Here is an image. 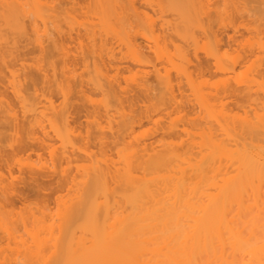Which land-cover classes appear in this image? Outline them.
<instances>
[{"label": "bare ground", "instance_id": "bare-ground-1", "mask_svg": "<svg viewBox=\"0 0 264 264\" xmlns=\"http://www.w3.org/2000/svg\"><path fill=\"white\" fill-rule=\"evenodd\" d=\"M9 1H0V44H8L14 35L20 37L19 41L15 38L19 44L23 37L28 40H23L25 44L41 50L38 52L43 58L36 61L48 62L33 63L46 90L40 82L35 83L36 91L40 86L43 94L40 89L28 98L21 93L18 72H13L17 65L11 64L14 70L8 65L14 57L4 51L9 55L6 64L12 71L6 68L12 79L9 81V75L5 78L6 72L2 74L1 69L0 76L7 79V89L14 90L20 106L0 101V126L7 129L2 127L3 134L0 129V141L9 137L10 143L4 139L9 148L19 147L24 153L37 148L46 157L37 155L38 161L31 159V163L13 161L28 171L36 184L34 195L42 200L34 205L24 200L20 211L11 200L18 184L14 171L9 170L11 178L0 174V237L15 245L0 247V264H129L133 259L139 264H264V148L259 142L263 141L260 136L264 137V110L231 116L214 102L226 94L225 98L235 97L241 108L256 103L253 80L239 79L237 74L236 82L233 74L235 83L225 85L222 81L221 88L217 83L229 81L231 78L224 77L240 66L236 57L235 61L227 60L232 56L224 42L234 39L228 29H238L237 19L246 15L264 23V0H143L160 15L159 21V15L148 13L153 9L142 10L135 0H84L85 4L81 0ZM66 36H72L73 43L84 36L89 42L85 40L84 46L83 39L79 47L75 45L79 49L72 47L71 51L64 45ZM192 55L200 57L198 75L207 78L208 74L213 79H207L208 83L214 81L213 77L224 79L212 82L215 86L211 91L215 93L190 85L189 89H197L191 88L190 104L185 101L188 96L182 102L177 94L178 86L183 87L181 90L188 88L182 84L184 80L193 82L190 74L195 67L188 68L195 62ZM124 59L139 70L122 78L119 75L126 72L120 71V65L127 62ZM77 71L82 74L77 76ZM262 73L264 77V70ZM5 80L1 82L7 83ZM174 82L178 83L176 94ZM200 82L203 85L205 80ZM136 91L146 101L143 97L136 99ZM73 94H78L82 105L85 103L82 108H87L86 132L71 124ZM182 107L191 109H186L191 116L197 110L202 112V117L196 115L198 119L183 117L193 122L192 128L193 124L195 128L201 126L196 128L201 140L195 144L186 142L198 137L188 131L191 123L183 124L189 121L181 119V114L174 121L175 110ZM177 120H183L184 128L181 124L178 127L181 121L177 125ZM5 131L11 134L5 135ZM182 134L191 137H180L185 142L176 144L174 138ZM190 143L199 151L190 148ZM189 148L196 149L194 159L187 156L192 154ZM2 150L1 154L6 149ZM14 152L3 153L1 163H7L3 159L9 155L16 158ZM52 177L58 186L55 191L53 184L45 182ZM200 187L208 193L199 191ZM211 189L215 191L210 194ZM50 190L52 195L47 192ZM202 193L210 194L205 197L207 202L201 199ZM196 197L203 203L198 204ZM87 243L91 245L87 247ZM75 245L80 249L75 250Z\"/></svg>", "mask_w": 264, "mask_h": 264}, {"label": "rangeland", "instance_id": "rangeland-1", "mask_svg": "<svg viewBox=\"0 0 264 264\" xmlns=\"http://www.w3.org/2000/svg\"><path fill=\"white\" fill-rule=\"evenodd\" d=\"M0 1H2V0H0ZM8 1H9V0H8ZM46 1H47V0H46ZM46 1H45V2H46ZM81 1L84 3V0H81ZM140 1H142V2H140ZM140 1L137 2V1L135 0L136 4H137V3H141V6H140V4H138V5H136V6H138V7L140 6V7H141L140 9H142V10H143V8L146 9V12H147V9H149L150 6L147 5L145 2H143V0H140ZM9 2H10V1H9ZM56 3H57V0H56ZM77 3H79V1H78ZM80 3H81V2H80ZM84 4H85V3H84ZM84 4H80L79 6H82V5H84ZM142 4H144V5L146 4L145 7H148V6H149V7H148V8H145V7L142 6ZM252 5H253L254 8L256 7L255 4H252ZM250 7H251V9H252V6H250ZM152 9H153V8H150L148 11H150V10H152ZM144 11H145V10H144ZM152 11H153V12L150 11L151 13L148 12L149 14H151V16H152V13H154V14H156V15H159L158 13H155V12H154V11H155L154 9H153ZM252 11H253V10H252ZM79 12H81V11H79ZM76 13H77L78 16H79L80 13H78V12L75 11V15H76ZM154 14H153V15H154ZM249 14H253V12H251V13H249ZM156 15L154 16V18L156 17ZM246 16H247V15H246ZM246 16L243 17V19H241V18L237 19V20H239V21L236 20V21L238 22V23L236 22V27H237L238 29H235V30H230V29H228V33H231L230 35H233V36H234V39H232L233 41H232V40L225 39V42H224V43H225L226 45L223 43L224 46H225V49H226V48H227V49L229 48L228 51H230V54H231V56H232V58H231V57L229 58V57L226 56V57H227V60H230V59H231L230 61H232V60L235 61V60H234V59H235L234 57H236V59H237L236 61L240 62V66H238L239 69L237 68V69H236L237 71H235V72L229 74V76L227 75V76L224 77V78L227 77V78H226L227 80H228L229 78H231V79H229V81H226V80H225V81H224V80H220V78H222V79H224V78H223V77H220V78L218 77V80H220L221 83L218 82L217 84L220 85V86H219L220 88H221V86H222V85H221V84H222V81H223V84L226 82L225 85H226V84H229L230 81H231V82L233 81V82L231 83V84H233V83H235L234 78L236 79V82L238 81V80H237V79H238V75H239V79H240V78H241V79H242V78H245V79L247 78V79H246L247 82H248V79H249V80L251 79V80H250V81H251L250 83H252V80H253V82H254V83H252V86H253V84H254V87H253L252 90H253V92H255V93H254V95H255V96H254V100H253V99H252V100L255 101L256 103L252 101V103H255L254 105L249 106V104H248V105L246 104V105H245V108H244V107L241 108L240 106L237 105V102H238V101H237V99H236L235 97H233V96L229 97V95H227V96H228V97H227L228 99H227V98H225V97H226V96H225L226 94H223V98H225L224 100H223V98L221 97L222 95L220 96V98H222V99H218L219 96L216 97L217 99H215L214 102H215V104L217 105V108H218L219 106H221L222 109L225 108L224 110H225L226 112H227V111L230 112L231 116H232V115H235V116H244L246 112H249L250 115H253V114H256V113H257V114H260V113H262V111L264 110V77H261V76H263L262 71L264 70V23H263L262 21H260L259 19H257L256 16H255V17H251V18H249V16H247V17L249 18V20H247L248 18H246ZM80 17H81V14H80ZM82 17H83V16H82ZM169 17H170V16H169ZM83 18H84V17H83ZM83 18H81V19L83 20ZM156 18H157V17H156ZM167 18H168V16H167ZM85 19H86V18H85ZM165 19H166V18H165ZM170 19H171V17H170L169 19H167V20H170ZM240 19H241V20H240ZM159 20H161V19H160V15L158 16L157 21H159ZM235 31H236L237 33H236ZM232 33H233V34H232ZM5 34H6V33H4V35H5ZM7 35H9V36H7ZM73 35H74V37H75V35H76V37H78V36H77L78 34H76L75 32L73 33ZM81 35H82V34H81ZM81 35H80V36H81ZM6 36H7L8 38H10L12 35L9 34V33H7ZM80 36H79V38H80ZM82 36H83V35H82ZM4 37H5V36H4ZM12 37H13V36H12ZM16 37H18L17 39H18V41H19V38H20V37H19V36H16ZM16 37H15V35H14V37H13L14 39H12V38L9 39V40H10V44H9V40L7 41L8 44L1 43V44H0V49H1L0 51H1V54L3 53L2 55L5 54L4 51H6V53H7V51H8V54H9L10 56L12 55V56L14 57V58L10 57V59L8 60V61L10 62V64H8V65H10V67H11L12 69H13L14 65H17V66H15V68H14V69L17 70V71H15V70L13 69V70H14L13 72L16 73V74H17V72H18L19 75L21 74L20 76L17 74V77H19V79L21 80L20 83H22V84L19 83V84H20V90H21V93H22V94L25 93L24 95H25V96H28V98H29V95L31 96V95H33L34 93L37 94V92H39V90L41 89V87H42V89L44 88V85L41 84V83H42V82H41L42 79H41V77L39 76L40 72L38 73V70H36V68H37V67H36V66H37L36 63H38V61H40V59H42L43 57L41 58V57H40V56H42V55H40L41 52H40V53L38 52V50H40V49L35 50L36 48H35L34 46H32V45H29V44H28L29 42H28L27 44H25V42L28 41V40L26 41L25 38H24V39H25V42L23 41V40H24L23 37L21 38V40L24 42V44H22L23 42H22L21 40H20L21 43L18 42L19 44H17V41H16L17 39H15ZM70 37H72V36H70ZM70 37H69V36H68V37H67V36L65 37L64 45H65L68 49H70V50L72 51L71 48H72V47H76L75 45H76V43H77V41H78L79 39L76 40L75 43H73L75 39L72 40V38H70ZM4 39H5V38H4ZM80 39H81V41H83V39H84V41H83V43H82L84 46H85L84 42H85V43H86V41L89 42L88 40H86L87 38H85V36L83 37V39H82V37H81ZM235 39H236V40H235ZM11 40H15V41H16V43H13V42H12L13 47H15L14 49H12L13 47L11 46ZM85 40H86V41H85ZM138 40H139L140 42H143V41H144V39H142V38H138ZM141 40H142V41H141ZM226 40H227V41H230V43L228 42L229 45L232 44L230 47H229V45L227 46L228 43H226V42H227ZM234 40H235V41H234ZM15 41H14V42H15ZM81 41H79V42L81 43ZM231 41H232L233 43H232ZM3 42H4V41H3ZM79 42L77 43V46L80 45ZM235 43H236V44H235ZM30 44H31V42H30ZM5 45H6V46H5ZM7 45H9V47H11V48L8 49V48H7ZM14 45H17V47L14 46ZM18 45H19V46H18ZM26 45H27V46H26ZM28 45H29V46H28ZM33 45H35V44L33 43ZM86 45H87V44H86ZM35 46H36V45H35ZM45 46H47V44H45ZM5 47H6V48H5ZM18 47H19V48H18ZM78 47H79V46H78ZM78 47H76V48L79 49ZM233 47H234V48H233ZM37 48H38V47H37ZM232 48H233V49H232ZM10 49H11V50H10ZM9 50H10V51H9ZM15 50H16V51H15ZM18 50H19V52H18ZM74 50L76 51V49L73 48V52H72L73 54L75 53ZM40 51H41V50H40ZM228 51H227V52H228ZM14 52H15V53H14ZM42 52H43V51H42ZM45 52H46V53H44V54H45V56H46V54H48V50H46ZM11 53H12V54H11ZM1 54H0V55H1ZM8 54H6V55H8ZM14 54H15V56H16V59H15ZM17 54H18V55H17ZM42 54H43V53H42ZM201 54H202V55H201ZM228 54H229V52H228ZM2 55L0 56V59H1V60H2V58H1ZM6 55H4V57H3V58H5V59L2 60V61H4V62H2V61L0 60V63H1V64H0L1 68H0V69L2 70V72H3V70H4V72H3L2 74H4V73L6 72V73L4 74V75H5V78H7V77H6L7 75H9V76H8V77H9L8 79H9V81H10L12 78L10 77L11 75H10V73L8 72L7 68H6V66H7L6 63L8 62V61H7V58H9V57H8L9 55H8L7 57H6ZM199 55L202 56V57H205V55L203 56V53H202V52H200ZM45 56H44V57H45ZM47 56H48V55H47ZM47 56L45 57V59L47 58ZM192 56L195 57L194 60H195L196 63L192 60L193 62H192L191 64H194V65H190L188 68H190V70H191V67L194 66L195 69H194V68H193V69L196 70V71H198V73H196V71L194 72L193 69L191 70V73H192L193 75L190 74V80H192L193 82H190L189 84H187V80H184L185 83L182 82L183 85L186 84V85H184V86H187V87H188V88H185V90L183 89L184 92H183V90H181V88H183V87H182V86H181V87L178 86V83H179V82H178V79H177V82H178V83H177V82H174V83H175V87H176V84H177L178 89L180 88V89H179V90H180L179 92H178V90H176L177 87L175 88V94H176L177 92L179 93V94H177V98H178V97H179V99L181 98L180 100H181V101L183 100L182 102H184V97H185V99H187V98L189 97V98H188L187 100H185V101H186V102L190 101V104H191V100L193 99V98H191V96H192L191 94H193L192 90L194 89V87H196L197 85L199 86V84H200L202 87H198V86H197V87H196L197 89H199V88L202 89L203 87H206V88H208V89L211 91V90H214L213 88H214V86H215V83L218 81L216 77H213V78H215L217 81L214 79V81H212V82H215V81H216L215 83H212L211 81L208 83L207 81H208L209 79H212L210 76H208V74H206L207 78L205 77V75H204V77H203V75L201 76V74L198 75V74L200 73V71L197 70L196 65L198 64V61H199L198 57H199V56H198V57L195 56V55H192ZM202 57H201V59H202ZM226 57H225V58H226ZM17 58H18V59H17ZM36 58H37V59H36ZM199 58H200V57H199ZM14 59H15V60H14ZM192 59H193V58H192ZM203 59H204V58H203ZM203 59H202V60H203ZM10 60H12V61L14 60L15 62H14V61L12 62V61H10ZM17 60H21L22 62H21V61H17ZM36 60H38V61H36ZM43 60H44V59H43ZM43 60H42V62H43ZM46 60H48V58H47ZM54 60H55V58H54ZM124 60L127 61V59H124ZM124 60L122 61V63L125 62ZM196 60H197V61H196ZM202 60H200V61H202ZM227 60L225 59L226 63H228ZM5 61H6V62H5ZM23 61L26 62V63H24ZM33 61H34V62H33ZM35 61H36V62H35ZM203 61H204V60H203ZM16 62H19L18 64H21V65L16 64ZM47 62H48V61H47ZM47 62L44 61L43 63H47ZM128 62H129V61L125 62L124 65H123V64L120 65V71H124V72L126 71L125 73H123L124 75H123V74H121L122 76L119 75V76L122 77V78H123V77H128V75L130 76L131 73H132V75H133V73L135 74V72L139 70V69L137 68V66H136V68H134L135 65H133V63H131V62L128 63ZM13 63H15V64H13ZM33 63L36 64V66H35ZM43 63L39 62L38 65L43 64ZM4 64H6L5 67H4ZM11 64H12L13 67L11 66ZM22 64H24V66L27 65L26 67H28V68L26 69V67H25V69H26V70H25V69H24V66H23ZM25 64H26V65H25ZM45 65H47V64H45ZM21 66H22L23 68H22ZM3 67H4V68H3ZM7 67H8V66H7ZM10 67H8V68H10ZM71 67H73V66H71ZM71 67H70V69H71ZM11 68H10V69H11ZM21 68H22V69H21ZM33 68H34V70H36L37 72L31 70V69H33ZM73 68H74V67H73ZM73 68H72V69H73ZM77 68L80 69V67H77ZM122 68H123L124 70H121ZM5 69H6L7 71H5ZM12 69H11L10 71H12ZM23 69H24V70H23ZM80 70L82 71V69H80ZM80 70H78V71H80ZM131 70H133V71L131 72ZM188 70H189V69H188ZM190 70H189V73H190ZM78 71H77V73H76L77 76H78V74H80V73L82 74V72H83V71H82V72H79V73H78ZM192 71H193V72H192ZM7 73H8V74H7ZM114 73H115V72H114ZM114 73H113V74H114ZM120 73H122V72H120ZM151 73H153V72L151 71V72H150V75H151ZM51 74H52V73H51ZM59 74H60V72H59ZM81 74H80V75H81ZM113 74H112V75H113ZM194 74H197L199 78L197 79V78H196L197 75L194 76ZM233 74H234L235 76H234ZM237 74H238V75H237ZM260 74H261V76H260ZM4 75L0 76V77H2V78L0 79V101H2V102H6V103H7V102H8V103H9V102H12L13 105L15 106V104H16L15 101L17 100V97H16L15 94H13V93H14V92H13V91H14L13 89H12L13 91H12L11 89H9V90L7 89V88H9L10 85H8L9 83H8L7 79L5 80V78L3 77ZM125 75H126V76H125ZM191 75L193 76L192 78H191ZM232 75L234 76V78H232V77H233ZM236 75H237V76H236ZM151 76H152V78L154 77L153 74H152ZM174 76L177 77L176 75H174ZM146 77H147V75H146ZM148 77H149V74H148ZM194 77H195V78H194ZM200 77H202V78H201L202 80L200 79ZM209 77H210V78H209ZM3 78H4V79H3ZM10 78H11V79H10ZM39 78H40V79H39ZM152 78H151L150 81H149V82H151V80H152L151 84L154 83V82H153V79H154V78H153V79H152ZM203 78H204L205 82H204ZM205 78H206V79H205ZM2 79L5 80V82H7V83L3 84L4 81H3ZM38 79H39L40 81H39ZM193 79H194V80H193ZM207 79H208V80H207ZM232 79H233V80H232ZM254 79H255V80H254ZM17 80H18V78H17ZM20 80H19V81H20ZM35 80H36V82H35ZM174 80H176V79L174 78ZM212 80H213V79H212ZM1 81H2L3 83H2ZM194 81H195L196 83H195ZM197 81H198V82H197ZM200 81L204 82V84H205L206 86H203L204 84L202 85V83H201ZM240 81H241V80H240ZM39 82H40V83H39ZM206 82H207V84H206ZM227 82H229V83H227ZM35 83H36V84L39 83L40 86H41V87L39 86L40 89H39L38 91H36V89H37V86H38L39 84H38L37 86H34ZM192 83H193V84H192ZM197 83H199V84H197ZM210 83H212L213 85L211 84V85H212V86H211ZM6 84H7V85H6ZM190 85H191V86H192V85L194 86V87H191L192 90H191V88L189 89ZM195 85H196V86H195ZM207 85H209L210 88H209ZM7 86H8V87H7ZM216 86H217V85H216ZM21 87H22V88H21ZM35 87H36V89H35ZM212 87H213V88H212ZM219 87H217V88H219ZM10 88H12V87H10ZM211 88H212V89H211ZM220 88H219V89H220ZM42 89H41V91H42V94H43V90H44L45 88H44L43 90H42ZM186 89H189L191 92L187 91ZM197 89H194V90H197ZM215 89H216V88H215ZM34 90H35V91H34ZM45 90H46V89H45ZM86 90H87V88H86ZM202 90L205 91V89H202ZM209 90L206 89L205 93H209V92H210ZM208 91H209V92H208ZM215 91H216V90H215ZM215 91H214V92L211 91V92L215 93ZM12 92H13V93H12ZM44 92H45V91H44ZM136 92H138V91H136ZM180 92H181L182 95L180 94ZM188 92H189V93H188ZM256 92H257V93H256ZM39 93H40V92H39ZM46 93H47V91H46ZM183 93H184L185 95H184ZM190 93H191V94H190ZM35 94L33 95V97L35 96ZM54 94H55V92H54ZM54 94H53V95H54ZM75 94H76V93H75ZM75 94H73V95L71 96V98H72V104H75V107H76V109L78 110V111L76 110L77 112H81L80 109L85 105V103H83V105H82V102H81L82 99L79 97L78 94H77V95H75ZM130 94H133V93L130 92ZM137 94H138V95H137ZM186 94H187V95H186ZM188 94H189V95H188ZM24 95H23V96H24ZM53 95H52V96H53ZM55 95H57V94H55ZM55 95H54V96H55ZM128 95H129V94H128ZM190 95H191V96H190ZM54 96H53V98H54V100H55L56 97H54ZM58 96H59V95H58ZM73 96H74V99H75V100L73 99ZM77 96H78L79 98H78ZM126 96H127V95H126ZM129 96H131V95H129ZM129 96H127V97H129ZM133 96H135V98L137 99L138 97H140V93H139V92L136 93V94L134 93ZM136 96H138V97H136ZM181 96H183V98H182ZM187 96H188V97H187ZM59 97H60V96H59ZM75 97H76L78 100H79V99H80V100L77 101V99H76ZM96 97H97V96H96ZM141 97H143V96H141ZM141 97H140V98H141ZM30 98H31V97H30ZM132 98H133V97H132ZM3 99H4V101H3ZM58 99H60V98L57 97V100H56V103H57V104L60 103V100L58 101ZM133 99H134V98H133ZM136 99H135V100H136ZM141 99H142V98H141ZM141 99H138V100L143 101V100H141ZM143 99H145V98L143 97ZM179 99H178V101H179ZM190 99H191V100H190ZM5 100H7V101H5ZM138 100H137V101H138ZM222 100H223V101H222ZM17 101H18V100H17ZM144 101H146V99H145ZM83 102H84V101H83ZM218 102L221 103V105H219ZM17 103L19 104V102H17ZM222 103H223V104H222ZM225 103H226V104H225ZM9 104H10V103H9ZM142 104H143V103H142ZM142 104H140V105H142ZM188 104H189V103H188ZM188 104H187V107L189 106ZM224 104H225V105H224ZM78 105H81V106H78ZM11 106H12V105H11ZM14 106H12V107H14ZM17 106H20V104H19V105L16 104V107H17ZM72 106L74 107V105H72ZM77 106H78V108H77ZM86 106H88V105H86ZM16 107H15V109H16ZM73 107H71V110L73 111V114H74V115L71 116V117H72V118H71V119H72L71 124L73 125V127H76V126H77L76 129H77V128H78V129H79V128H80V129H81V128L83 129V128L85 127V129L87 130L86 123H87V125H88V122H87L88 119H87V117L84 118L85 115L88 114V113H86V109H87V108L84 107V108H86L85 110H84V108H82V110H83V111L81 112L82 114H81V113L79 114V113H76V111L74 110L75 107H74V108H73ZM79 107H80V108H79ZM189 107H190V106H189ZM72 108H73V109H72ZM136 108H137V107H136ZM190 108H192V107H190ZM194 108H195V107H193V109H194ZM17 109H18V108H17ZM17 109H16V110H17ZM20 109H21V108H20ZM180 109H181V108H180ZM182 109H184L183 112H182ZM182 109H181V111H179V109H178V111L175 110V112H176V113L178 112V113H177V114L174 113V115H175V116L173 115V117L175 118V119L173 118L174 121H176V119H178V118L181 117V116H182L181 119H183L184 116H186L185 118H187V115H188V117L191 116L192 112H191V114H190V113L186 110V109H188V108L185 109L184 107H182ZM196 109H198V107H197ZM196 109H195V110H196ZM219 109H220V107H219ZM79 110H80V111H79ZM88 110L90 111L91 109H88ZM188 110H191V109H188ZM199 110H200V109H199ZM261 110H262V111H261ZM74 111H75V113H74ZM192 111H193V110H192ZM197 111H198V110H197ZM197 111H196V112L194 111L195 114H196V115L198 114V115H199L198 117H202V116H200V114L202 115V112L199 111V112L197 113ZM18 112H19V111H18ZM181 112H182V113H181ZM187 112H188L190 115L187 114ZM200 112H201V113H200ZM85 113H86V114H85ZM185 113H186V115H185ZM83 114H84V115H83ZM178 114H181V116L178 117ZM193 114H194V113H193ZM176 115H177V117H176ZM196 115H195V116H191V117H192V118L195 117V119H198V117H197ZM86 116H87V115H86ZM191 117H189V118H190L191 120H194V118L192 119ZM189 118H188V121H189V122L187 121V119H183L184 121L186 120V121L188 122V123L184 122L183 124L188 125L189 123H191V122H190L191 120H189ZM183 120H177V125H178L179 121H181V122L179 123L178 127L180 126V128H181V125H183V124H182ZM0 122H2V121H0ZM72 122H73V123H72ZM192 123H193V122H192ZM192 123L190 124V126L192 125ZM0 124H1V123H0ZM175 124H176V123H175ZM180 124H181V125H180ZM3 125H4V123H3ZM194 125L197 126L196 124H193V128H192V126H191V128H192L193 131H191L189 125H188L189 127L187 126V127H188L187 129H188V131L190 132L191 135L194 136V135L196 134V135L198 136V134H197L198 131H197V133H196V128L199 130L201 126L199 127V125H198L199 128H198V127L195 128ZM2 127H3V129H6V125H5V127H4V126H0L1 131L3 130ZM147 128H148V127H147ZM147 128H146V129H147ZM183 128H184V125H183ZM185 128H186V127H185ZM78 129H77V130H78ZM85 129H83V130L86 132ZM194 130H195V131H194ZM1 131H0V133H1ZM6 131H7V129H6ZM6 131H5V133H4L5 135H6L7 133H8L7 136L11 134V133L9 134V132L6 133ZM79 131H80V130H79ZM200 131H201V130H200ZM3 132H4V130L2 131V134H3ZM194 132H195V134H194ZM83 133H84V132H83ZM83 135H84V134H83ZM85 135H87V134L85 133ZM85 135H84V136H85ZM182 135H183L184 137H183ZM182 135H181V136L179 135V137L176 136L177 139L174 138V142H175V140L178 141V143L175 142L176 144H181V143L185 142V141L182 140L183 138H186V137L188 138V136L191 137V135H189V134H182ZM186 135H187V136H186ZM262 135H263V134H262ZM7 136H6V137H7ZM185 136H186V137H185ZM197 136H196V137H197ZM2 137H3V135H2ZM4 137H5V136H4ZM180 137H181L182 139H181ZM194 137H195V136H194ZM194 137L190 138L191 141H190L189 138H188V139L186 140V142L189 141V142H191L192 144H195V142H197L199 139L201 140V138H200L199 136H198L197 138H195L196 140L194 139ZM260 137L262 138L263 141H259V142H260V144H261V145L263 146V148H264V137H263V136H260ZM0 138H1V137H0ZM4 139L6 140V138H4ZM4 139H3V138L1 139V141H0V145H1V146H0V147H2V149L5 148L6 150H5V149L2 150L1 148H0V150H2V151L5 150L3 153H6L7 150H9V149L12 151L13 148L11 149V148L8 147V145H9V143H10V141L8 140L9 137H8V139H7L8 142H9V143L7 142L8 145L4 142V141H5ZM197 139H198V140H197ZM2 140H3V141H2ZM7 140H6V141H7ZM179 140H180L181 143L179 142ZM181 140H182V141H181ZM200 140H199V141H200ZM199 141H198V142H199ZM1 142H2V143H5V144H6V145H5L6 147L3 146L4 144H2ZM90 142H91L92 145H93V141H90ZM189 142H187V145H188ZM191 143L189 144L190 148H191V146L196 147L197 152H198L199 150H198L197 146H196V145H192ZM226 143H228V140L226 141ZM196 144H197V143H196ZM15 146H16V145H15ZM17 146H18V145H17ZM17 146H16V147H17ZM187 147H188V146H187ZM7 148H8V149H7ZM17 148L20 149L19 147H17ZM17 148H14L16 152H14V151L11 152L10 150L8 151V152H11V154L14 152V153L17 155V156H16V155L14 154V156H15L16 158H14V157H12V156H11V157H12V158H11V157H10L11 154L8 153V152H7V153L10 154V155L7 156V155H8L7 153H6L7 155H5V156L8 157V159H10L9 161H10V164H11V165L8 163L9 161H8L7 157H5L7 160H6L5 158L3 159V160H5V162L7 161V163L4 162L5 164L1 163V162H3V161L0 159V174H1V175H6V174H7V176L11 178L10 174L12 175V173H13V171H14L13 176L15 175L16 177L14 176L13 178H14V181H17V179H18V181H17L18 184H17V188H15V187H16V185H15L16 182L13 181V183H14V185H15V186H14V188H15L14 196H15V197H14V196H13V197L11 196V198H14V200H13V199H11V200H12L13 202H15V204H16V206H17V208H16V206H15L16 210L20 211L19 209H21V208L24 206V204H23V203H24V202H23L24 200L27 201L26 203H27L28 205H30V204L34 205V204H36L37 202H40V201H42V200H40V199L38 200V198L35 196V195H36V194H35V193H36V190L34 191V188H35L36 186H34V185H36V184H35L34 180L31 179V176H29L30 174L28 173V171H27V170H24L25 168L22 167L21 164H17V163L14 164L13 161H15V162L17 161V162H18V160H20V161L22 160L23 162L25 161L24 163H27V162H28L27 160H29V161H30L29 163H31V159H32L33 161H35L36 159H39L38 156L43 155L44 157H46V156H45L46 154H45L44 151H42V150L39 151L40 149L37 150V148H35V150H34L33 148H32V150H29V149H28V151L25 152V153H24V152H21L22 150H18ZM190 148H189V149H190ZM14 149H13V150H14ZM16 149H17V150H16ZM21 149H24V148L21 147ZM92 149H94V150L96 151V148H92ZM193 149H194V148H193ZM193 149H190V150H192V151L189 152V153H192V154H191V155H190V154L187 155V156H191L192 159H194V157L196 156V154H194V151H195L196 149H194V151H193ZM94 150H93V151H94ZM19 151H20V153H19ZM23 151H24V150H23ZM197 152H196V153H197ZM3 153H2V154L0 153V154H1L0 157H1L2 155H4ZM44 154H45V155H44ZM37 155H38V156H37ZM43 156H42V157H43ZM185 157H186V156H185ZM28 158H30V159H28ZM11 159H12V160H11ZM15 159H17V160H15ZM25 159H26V160H25ZM33 161H32V162H33ZM36 161H38V160H36ZM11 162H12L13 164H12ZM19 163H22V162H19ZM24 163H23V164H24ZM6 164H8V165H6ZM16 164H17V165H20V166H17ZM19 167H20V168L22 167V169H20ZM23 168H24V169H23ZM9 170H11V171L13 170L12 173H10ZM20 170H21V171H20ZM22 170H23L24 172H23ZM1 172L5 173V174H2ZM8 172H9V174H8ZM4 178H6V176H5ZM46 179H47V180H46ZM46 179H45V182L48 183V184H46V185H49V183L52 185L53 183L55 184V182H56V180L54 181L53 177H52V178H46ZM49 179H50V180H49ZM11 180H12V179H11ZM51 180H53V182H52ZM48 181H49V182H48ZM33 182H34V183H33ZM263 183H264V182H263ZM37 184H38V183H37ZM54 184H53V185H54ZM263 185H264V184H262V186H263ZM54 187H55V189H53ZM54 187L52 188V186H51V188L53 189V190L51 189L52 191H55V190H56V187H58V186H57V185H54ZM207 187H208V186H207ZM263 187H264V186H263ZM201 188H204V187H200V188H199V191L202 190V192H203L204 189H201ZM208 188H209V187H208ZM208 188H207V191H208ZM200 189H201V190H200ZM209 189H210V188H209ZM51 190H50V191H47V192H49V195H52ZM205 190H206V189H205ZM199 191H198V192H199ZM213 191H215V190L213 189ZM213 191H212V189H211L210 194H211V192L214 193ZM263 191H264V189H263ZM204 192H206V191H204ZM206 193H208V192H206ZM34 194H35V195H34ZM47 194H48V193H47ZM210 194H207V195H210ZM196 195H197V194H196ZM199 195H200V194H199ZM207 195H206V196H203V193H202V195H200L202 198H201V197H200V198H201V199H203V198L205 199V197H208ZM197 196H198V195H197ZM16 197H17V198H16ZM208 198H209V197H208ZM194 199H196V200L198 199L199 202L196 201V202H198V204L203 203V202H201L202 200L199 199L198 197H196V198H194ZM205 200H206V199H205ZM205 200H204V201H205ZM50 201L52 202V199H51ZM206 202H207V200H206ZM19 203H20V204H19ZM249 203H250V202H247L246 205L249 204ZM12 204H14V203H12ZM15 204H14V205H15ZM22 205H23V206H22ZM50 205H51L50 208H51V207H52V208L54 207V205H53L52 203H51ZM21 206H22V207H21ZM19 207H21V208H19ZM15 208H14V206L11 207V209H14V210H15ZM23 208H24V207H23ZM16 210H15V211H16ZM21 210H22V209H21ZM196 215H197V214H196ZM90 245H91L90 243H87L86 246L88 247V246H90ZM0 247H1L2 249H8V247H12V248H13V247H15V245L13 244V242L9 243V241H8L6 238L4 239V237H0ZM80 247H81V246L75 245V246H74V249H75V250H79ZM161 247H163V246H161ZM2 262H3V261H2ZM1 264H15V263H13V262H4V263H1ZM30 264H36V263H30ZM107 264H112V263H111V262H108ZM129 264H139V262L133 259V260H131V261L129 262ZM159 264H161V263H159Z\"/></svg>", "mask_w": 264, "mask_h": 264}]
</instances>
